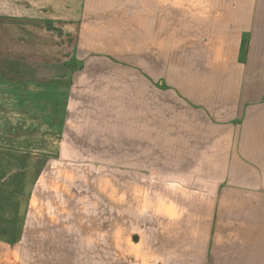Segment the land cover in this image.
<instances>
[{
  "label": "crops",
  "instance_id": "1",
  "mask_svg": "<svg viewBox=\"0 0 264 264\" xmlns=\"http://www.w3.org/2000/svg\"><path fill=\"white\" fill-rule=\"evenodd\" d=\"M104 3L105 22L93 26L83 22L82 0H31L24 17H0V94L9 99L0 147L121 155L122 166L135 155L137 177L145 157L154 177L173 182L155 180L151 221L143 222L145 186L114 185L106 163V264L140 243L136 264H264V0ZM129 30L138 32L136 56L125 51ZM150 222L151 236L133 242ZM15 232L0 241L17 240Z\"/></svg>",
  "mask_w": 264,
  "mask_h": 264
},
{
  "label": "rangeland",
  "instance_id": "2",
  "mask_svg": "<svg viewBox=\"0 0 264 264\" xmlns=\"http://www.w3.org/2000/svg\"><path fill=\"white\" fill-rule=\"evenodd\" d=\"M30 1L0 0V17H24V9H31ZM104 2L105 0H82V9L87 7L86 14L82 16L83 22L91 26L94 23H104L107 8ZM93 9L95 10L92 11ZM5 21H2L1 29L9 26ZM4 33L1 32V35ZM128 34L131 38L128 36L129 45L125 47V51L129 50L136 56L138 32L129 30ZM144 34L147 55L152 51L153 32L146 29ZM184 34L177 33L178 53L184 50ZM63 44L69 51L72 49L71 45ZM131 44L133 47H130ZM18 49L19 47L15 48L16 51ZM12 50L13 48L8 47L1 48L2 54ZM161 50L163 53H169L167 48ZM6 63L8 62L1 60V68H6ZM130 66L129 70L133 69ZM2 92L4 94H0V130L4 136L9 123V99L6 92ZM8 151L6 147H0V236L17 231L19 237L17 240L0 241V264H106V167H112L111 178L114 185L119 186L122 182L125 185H135L139 180L141 188L145 186V192L140 194L144 203L139 208L143 222L151 221L152 188L155 180L161 187H172L170 184L173 183L161 182L158 177H154L152 167L147 165L145 157H140L141 176L137 177L132 172L136 171L133 169L137 164L135 155L133 160H127L125 156V163L130 164L131 171L127 176L122 175V169L127 166H122L121 159L124 158H121V155H111L110 161L105 159L106 155H18ZM142 163L146 164L145 167ZM114 195V201L115 197L119 199L120 191H116ZM127 198L125 194L123 199ZM113 204L114 231L118 227L120 231V208L115 207V202ZM143 227L146 232L134 236L133 242L140 241L143 236H151V222L146 225L143 223ZM119 236L116 235V238ZM5 241L8 243L4 244ZM140 244L131 249V257L122 258L118 250L113 256V264L140 263L143 257L136 254H139Z\"/></svg>",
  "mask_w": 264,
  "mask_h": 264
}]
</instances>
